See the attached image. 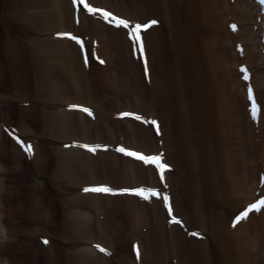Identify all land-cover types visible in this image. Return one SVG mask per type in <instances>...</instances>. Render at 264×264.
Returning a JSON list of instances; mask_svg holds the SVG:
<instances>
[{"label":"bare ground","instance_id":"1","mask_svg":"<svg viewBox=\"0 0 264 264\" xmlns=\"http://www.w3.org/2000/svg\"><path fill=\"white\" fill-rule=\"evenodd\" d=\"M2 1L0 263L264 264V0Z\"/></svg>","mask_w":264,"mask_h":264},{"label":"rangeland","instance_id":"2","mask_svg":"<svg viewBox=\"0 0 264 264\" xmlns=\"http://www.w3.org/2000/svg\"><path fill=\"white\" fill-rule=\"evenodd\" d=\"M143 1H146V0H143ZM6 4H10L8 1L7 2H5V1H2L1 0V2H0V8H4V9H6ZM10 5H12V4H10ZM13 7H15L16 8V6H14V5H12ZM135 5L133 4V6H132V9H133V7H134ZM18 11H19V9H18V7L16 8ZM175 10V9H174ZM9 11L13 14V13H15L14 12V9L13 8H10L9 9ZM22 13V14H21ZM177 13V12H176ZM20 14L21 15H24L25 13H23V11H22V9H20ZM187 14H188V12L186 13V10L184 11V14L181 16L182 17V19L184 18V20H183V22H181V27L179 28H177L176 30H178V36H180V38H179V40H181V42L182 43H184L185 41H190V42H193L194 43V41H203V40H205V39H203V36L202 35H200V34H198V33H192V32H188L189 34H187L186 33V31H185V29H191L192 28V26L194 25V21H193V18H192V20H191V24H190V27H188L186 24H187V22H188V18H185V17H187ZM178 13H177V17H176V15H174V17H175V22L177 21V20H179V17H178ZM180 16V15H179ZM1 17V16H0ZM24 18L25 19H22V20H27V19H29V15L28 14H25L24 15ZM21 20V21H22ZM172 20H173V18H172ZM174 21V20H173ZM196 24V23H195ZM204 24H206L207 25V23H204ZM185 27H187V28H185ZM27 27L25 26V29H26ZM193 28H195L196 29V27H193ZM192 28V29H193ZM28 29V28H27ZM30 30H31V28H30ZM192 31V30H191ZM197 31H199V30H197ZM25 36L24 37H21L22 38V42L20 43V44H24L25 45V48H26V51L27 50H29V51H31L30 49L32 48L33 49V47L35 46V45H37L36 44V42L38 41V40H40V38H45V37H48V36H50V33H45L44 35H42V34H38V33H35V31H32L31 30V32H30V34L28 33H26L25 32ZM40 35H42V37L40 36ZM89 36V35H88ZM170 38H172L171 40H173V37H172V35H170L169 36ZM46 39V38H45ZM17 40V39H16ZM89 40V39H88ZM36 41V42H35ZM169 42H170V39H169ZM16 43H18L19 44V42H18V40L16 41ZM192 43V44H193ZM170 44H171V42H170ZM44 45V44H43ZM99 45L101 46V44H96V45H94L93 44V47L95 46L96 48L98 47L99 48ZM0 48L2 49V46H0ZM189 47H188V51H187V53L189 52ZM178 54L180 55L181 54V52H178ZM192 54H195L194 52H192L190 55H192ZM182 56H184V55H182ZM30 58V57H29ZM32 61L34 60L33 58H30ZM32 61H31V63H32ZM206 68H207V70H209L210 71V68H209V63L207 64V62H206ZM15 70H18V69H15ZM33 76V73L31 72V70H30V73H29V75L28 76ZM26 80V79H25ZM29 80V79H28ZM27 80V83L29 82ZM32 84V83H31ZM10 84H8V81L7 80H5L4 81V79H3V77H1V79H0V86H1V88L3 87V86H9ZM31 86V85H30ZM19 90V89H18ZM20 91V90H19ZM21 98H26V96H24V95H22L21 96ZM16 118V121H18L19 119L17 118V117H15ZM75 211V210H74ZM72 212V211H71ZM44 216H46V215H42V217H44ZM59 217V214L58 215H55V220H57V217ZM43 220H45V222H47L48 220L46 219V218H42ZM42 223H43V221H42ZM55 227H56V229L57 230H60V227L58 226V220H57V222L55 221ZM28 226L29 227H32L30 224H28ZM115 228V227H114ZM127 241H130V240H128L127 238H124L123 239V243L125 244V248H124V250L121 252L123 255H127L128 254V244L129 243H127ZM80 244L81 245H84V246H87L85 243H82L81 241H80ZM88 244V243H87ZM89 245V244H88ZM78 247H80V245H78ZM125 250H126V253H125ZM11 253V252H10ZM10 253H8V255H10ZM20 255V254H19ZM21 255H22V253H21ZM20 255V256H21ZM12 257V261H13V264H28L27 262H25V261H23L21 258L20 259H18V260H16V259H14L13 258V256L12 255H10L9 256V258H11ZM42 257H43V255H42ZM44 258V257H43ZM22 260V261H21ZM62 260H63V258H62ZM38 263V262H37ZM39 264V263H38ZM41 264V263H40Z\"/></svg>","mask_w":264,"mask_h":264},{"label":"snow or ice","instance_id":"3","mask_svg":"<svg viewBox=\"0 0 264 264\" xmlns=\"http://www.w3.org/2000/svg\"><path fill=\"white\" fill-rule=\"evenodd\" d=\"M88 7H89L93 12L98 11L97 9L92 8V6H91L90 4L88 5ZM100 11H104V10H100ZM105 15H106V16H112V13H111V12H106V11H105ZM119 23L122 24V25H127V24H129V22H128L127 20H124V19H119ZM156 23H158V21H155V20L152 21V24H156ZM145 27H151V25H140V29H143V28H145ZM138 30H139V29H138ZM141 39H142V38H141ZM245 71H247L246 68H245ZM250 78H251V77H250V74H249V79H250ZM252 100H253V102L255 103L256 96H255V91H254V90L252 91ZM74 107H75V106H74ZM85 110H86V111H91L90 109H85ZM21 142L23 143V141H21ZM86 147H91V146H87V145H86ZM93 150H95V148H93ZM120 150L123 151V152H128V151H129V150L126 149V148H121ZM33 151H34V149H33ZM129 154L132 155V156H137V157H139V158H141V159H143V160H146V161H148L149 163L157 162V163L160 164V167H161L162 169H167V168L169 167V165L163 163L162 158H161V157H158V156H156V157H153V156H146V155H144L143 153H139V152H130ZM89 190L103 191V192H112V191H114L112 188L107 187V186H102V187H98V188H95V189H89ZM126 191H127V190H126ZM134 191H138L141 195H147V193H148L149 190H148V189H136V190H134ZM152 191H155V190H152ZM170 200H171V198L169 197V207H171ZM251 208H252V209H256V208H264V200H261V201H259L258 203L253 204V205L251 206ZM248 214H249L248 212H245L240 218L243 219V218L246 217ZM181 222H182V221H181ZM198 235H199V234H198ZM101 247H102V246H101ZM102 250L107 251V249H102Z\"/></svg>","mask_w":264,"mask_h":264}]
</instances>
